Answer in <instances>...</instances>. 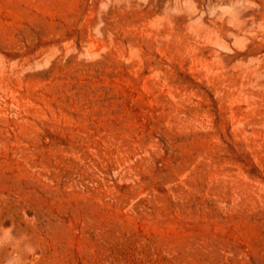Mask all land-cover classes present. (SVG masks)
Returning a JSON list of instances; mask_svg holds the SVG:
<instances>
[{
  "label": "rangeland",
  "instance_id": "obj_1",
  "mask_svg": "<svg viewBox=\"0 0 264 264\" xmlns=\"http://www.w3.org/2000/svg\"><path fill=\"white\" fill-rule=\"evenodd\" d=\"M0 264H264V0H0Z\"/></svg>",
  "mask_w": 264,
  "mask_h": 264
}]
</instances>
